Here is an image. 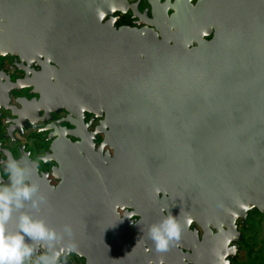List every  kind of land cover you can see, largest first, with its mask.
Masks as SVG:
<instances>
[{
	"label": "water",
	"instance_id": "1",
	"mask_svg": "<svg viewBox=\"0 0 264 264\" xmlns=\"http://www.w3.org/2000/svg\"><path fill=\"white\" fill-rule=\"evenodd\" d=\"M146 1L116 28L139 1L0 0V58L23 73L0 70L3 139L48 133L43 215L84 264H230L236 221L264 214V0ZM169 213L183 231L159 254L148 228Z\"/></svg>",
	"mask_w": 264,
	"mask_h": 264
},
{
	"label": "clouds",
	"instance_id": "2",
	"mask_svg": "<svg viewBox=\"0 0 264 264\" xmlns=\"http://www.w3.org/2000/svg\"><path fill=\"white\" fill-rule=\"evenodd\" d=\"M43 158L9 156L0 176V264H67L79 254L75 230L70 223L59 229L49 225L44 212L49 198L42 190L39 165ZM15 220V226L9 227ZM183 226L171 213L148 228L156 253L170 250L180 239Z\"/></svg>",
	"mask_w": 264,
	"mask_h": 264
},
{
	"label": "flooded vegetation",
	"instance_id": "3",
	"mask_svg": "<svg viewBox=\"0 0 264 264\" xmlns=\"http://www.w3.org/2000/svg\"><path fill=\"white\" fill-rule=\"evenodd\" d=\"M138 1H139L138 13H137V16L138 17H133V13L131 11L128 12V13H126V14H123V13H120V12H116L113 15L114 18L120 19L114 25L116 28H119V27L135 28V27H137L136 22H138L139 20H145L147 18H150V19L152 18L151 8L149 7V5H148V3H147L146 0H129V3H136ZM164 1L165 0H159L160 3L164 2ZM169 1L172 3L174 0H169ZM196 1L197 0L192 1L191 4L194 5L196 3ZM171 13L172 12L169 11L168 12V15H170ZM209 39L210 38H207V40H209ZM0 70H3V72H5L9 76V78H10L11 81H15V80L20 79V78L23 77V73H21V72H19L17 70V68L15 66V63H14V59L11 58V57L4 58V59L3 58H0ZM27 93H28V91H24L21 95L24 96V97H27V98H31V97L27 96ZM12 97H13V95H12ZM64 116H65V114H61L59 116H54L53 119L56 121V120H59L60 118H63ZM84 117H85L84 118V123L85 124L86 123H89L92 120V118H93L92 115H88V114H85ZM98 121L99 120L92 121L91 126L88 128V131L89 132H91V131L94 130L95 126L98 124ZM6 126L7 125H5L3 123V124L0 125V128H3L4 129V132H5ZM65 128L70 129L71 126H69L67 124V125H65ZM31 129L33 130V132H36L37 135L43 134L45 136L44 137V141H45V143L48 144V148H47V150H48L49 149V146H50V143L46 141V138H47V134L48 133H37V128L36 127H33ZM28 131H26V132H28ZM4 135H5V133L1 136V140L5 141V142L6 141H10L9 139L4 140L3 139V136ZM16 137H19V136L16 135ZM22 137H20V138H22ZM70 140L73 141V142L75 141V139H73V138H70ZM101 141H102V136L99 135L98 136V140L96 141L97 146H99V144L101 143ZM11 143L16 145V150H17V153H18L16 156H14V154L11 152L13 154V157L19 158L20 157V152H19V149L18 148L20 146H23V145H19V139H18L17 142H11ZM0 144H1V142H0ZM23 147H24L25 151L29 153L30 158H32L34 160L35 159H39V158H44L45 157V153L47 152V150H45L43 152V154H40V152L31 153L29 150L26 149L25 146H23ZM1 148H6V147H4L1 144ZM6 149H8V148H6ZM1 160H4V157H3L2 153H0V161ZM40 165H42L43 168H45L44 171H42L40 169ZM40 165H39V172H41V173L43 172L44 173V172H49L51 170V167H53L54 164L53 163H44L41 160ZM0 172H1V176L3 177V179H6L7 177L3 174V166H0ZM250 215H259V216H261V217L264 218V214H262V213H260L258 211H253V212H248L247 213V217H246L245 223H243V221L241 219H239V220L236 221V229H237V231H239L241 233L242 240L237 243L236 248L238 249V251L236 253L235 259L234 260H230V262H229L230 264H233L234 262H236L238 260V256L242 252V250H241L242 245L245 244V243L247 244L246 238L244 237V232L249 227L248 226V221H249ZM262 223L264 224V222H262ZM194 227H195V225L193 224V225H191L190 228L193 229ZM199 236H201V232L200 231H199ZM260 245H261V248L263 250H260L259 254L257 255V260L254 262V264H258V263L259 264H264V237H263V239H261ZM230 246H232V245H230Z\"/></svg>",
	"mask_w": 264,
	"mask_h": 264
},
{
	"label": "rangeland",
	"instance_id": "4",
	"mask_svg": "<svg viewBox=\"0 0 264 264\" xmlns=\"http://www.w3.org/2000/svg\"><path fill=\"white\" fill-rule=\"evenodd\" d=\"M4 129L0 128V142L1 144L8 148L14 156H16L17 150L16 145L12 144L10 141L1 140V136L4 134ZM44 135H37L33 130H29L24 134L22 138L19 139V145H23L31 153L40 152L43 154L48 148V144L44 141ZM42 171L45 170L42 165H40ZM264 218L259 215H250L248 221V229L244 232V237L246 238L247 244H243L241 247L242 252L238 256V260L233 264H254L257 260V255L259 254L261 248V239L264 237ZM68 264H84V260L80 259L74 255H70L67 259ZM259 264V263H258Z\"/></svg>",
	"mask_w": 264,
	"mask_h": 264
}]
</instances>
